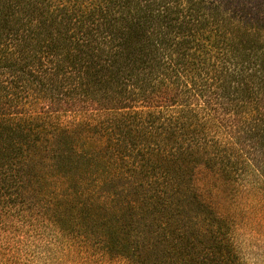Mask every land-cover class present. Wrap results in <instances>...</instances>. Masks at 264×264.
I'll use <instances>...</instances> for the list:
<instances>
[{"label":"trees","instance_id":"1","mask_svg":"<svg viewBox=\"0 0 264 264\" xmlns=\"http://www.w3.org/2000/svg\"><path fill=\"white\" fill-rule=\"evenodd\" d=\"M201 169L264 192V0H0V264H246Z\"/></svg>","mask_w":264,"mask_h":264},{"label":"rangeland","instance_id":"2","mask_svg":"<svg viewBox=\"0 0 264 264\" xmlns=\"http://www.w3.org/2000/svg\"><path fill=\"white\" fill-rule=\"evenodd\" d=\"M195 183L206 201L231 217L234 242L246 264H264V192L254 195L247 187L231 189L215 174L201 169ZM15 245L22 264H50L47 252L35 234L16 230ZM46 254V255H45Z\"/></svg>","mask_w":264,"mask_h":264}]
</instances>
